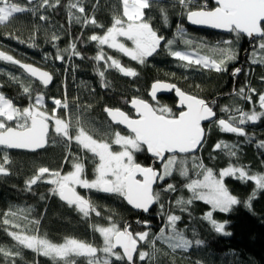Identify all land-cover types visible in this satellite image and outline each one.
<instances>
[{
	"label": "trees",
	"instance_id": "trees-1",
	"mask_svg": "<svg viewBox=\"0 0 264 264\" xmlns=\"http://www.w3.org/2000/svg\"><path fill=\"white\" fill-rule=\"evenodd\" d=\"M13 2L25 8L35 6L37 12L35 15L30 11L17 14L10 23L0 25V50L14 59L48 70L52 73L53 80L44 87L26 76L16 64L0 61V93L11 99L20 109L27 107L30 102L33 103L37 93H42L45 95V110L48 113H51L54 106L52 99H60L62 102L66 100L69 105L67 112L64 108H59L56 113L60 118L67 117L72 137H75L80 128H84L93 139L109 143L116 132L129 135L119 125L112 124L105 115V108H119L133 116L128 108V102L133 98L147 100L156 109L167 107L178 115L172 94L161 96L158 102H151L148 92L151 83L156 80L176 84L181 90L203 99L213 108L217 120L221 115L218 104H214L212 100L226 91V70L216 72L199 65L185 67L182 62L169 55L165 45L168 40H173L172 50H191L217 62L222 57L212 53L210 49L225 47L223 39L232 41L231 48L234 46L233 51L239 59L242 51L249 49L242 35L222 36L210 30L186 25L185 14L189 8L196 10L201 7V3L208 2V9H212L214 5L211 1L192 0L189 8H185L177 0H159V3L154 0L152 7L145 10V14L158 35L165 37L157 53L146 58L145 64L141 65L103 46L105 60L97 62L93 59L99 50L97 43L89 41L88 38L93 34L102 35L112 25L114 16L122 17L121 0H81L85 13H80L78 8L70 9V4L77 3V0H60L58 5L56 0H49L50 5L56 6L43 9L38 7L39 0H36L35 5L29 0ZM161 9L167 14L166 22ZM41 15L48 19L41 21ZM77 16L81 17L79 22L76 20ZM85 17L89 20L95 18L96 25H85ZM53 36H58L59 39L53 41ZM185 40H191L192 44L186 45ZM261 42L262 38L258 39L254 48L250 49V64L236 77L238 86L227 97L231 102H225L228 108H234L233 113H250V110L260 112L259 94L264 93V62H261L264 60V50L259 49ZM72 43L76 44V51L82 58L69 55V45ZM33 44L35 47L30 46ZM57 49L61 50L63 61L55 60ZM65 49L69 51L66 52ZM107 56L118 59L126 68L134 69L138 75L124 77L114 68L106 67V64L111 63ZM98 70L105 72L103 84ZM25 86H30L31 100L29 94L23 92ZM241 88L245 89L244 96L238 95ZM249 89H255V93L251 94V102L246 99L250 94ZM233 117L226 116L223 119L243 128L245 135L221 132L217 121L211 123L199 152L185 155L191 159L188 176L183 177L175 170L164 181H157L154 191L161 193L160 201L154 203L146 213L133 209L117 194L79 189V194L88 199L95 209L89 211L88 217H84L77 212L74 205L69 206L50 191L53 185L45 182L50 179L47 175L44 181H38L31 188L26 185V181L36 174L39 167H48L50 171H60L63 174L72 170L74 160L84 164V178L94 179V157L75 140L69 143L52 132L46 147L35 152L7 151L0 147V163H3L5 154L9 159V163L5 165L7 174H0V248L20 253L18 256L6 257L0 252V264H64L62 260L54 262L51 257H44L24 248L8 232L34 235L54 244L73 238L101 248L103 237L95 228L109 227L113 223L120 230L127 226L133 234L149 233L145 241H138V249L134 255L135 264H264V190H257L255 198L251 200V207L246 206L255 188L254 182L232 177L225 179L231 194L241 201L229 213L214 212V218L218 222H227L225 227L229 235L215 232L202 219L203 214L211 210L210 205L202 201H193L190 205L176 203L178 200L187 201L192 198V192L185 185L194 176L200 177L203 169L198 165L201 163L204 168H212L216 175L229 165L244 168L249 174H264V148L259 146L264 142V116L258 122L246 120L244 124L239 123L238 115ZM9 126L14 127V122H9ZM221 141L233 145L231 150L236 155L230 156L229 149L223 146L214 150V146ZM118 148L119 146L113 145V149ZM66 156L69 157L67 162ZM134 158L142 166L155 164L154 157L146 150L135 153ZM169 183L174 185V192L163 191ZM161 204L164 206L163 215ZM167 214L181 216L176 225L177 230L193 241L187 250H174L165 241L156 239L160 229L167 228ZM6 219L9 221L7 224L4 223ZM168 234L166 231L165 235ZM197 239L203 243L196 245ZM140 252L148 253L144 261L140 260ZM98 256L103 258L102 253H98ZM110 260L111 264H128L126 260L118 261L115 257ZM70 264H88V258L74 257Z\"/></svg>",
	"mask_w": 264,
	"mask_h": 264
},
{
	"label": "snow or ice",
	"instance_id": "snow-or-ice-1",
	"mask_svg": "<svg viewBox=\"0 0 264 264\" xmlns=\"http://www.w3.org/2000/svg\"><path fill=\"white\" fill-rule=\"evenodd\" d=\"M35 5L36 0H29ZM60 0H56L58 5ZM123 6L122 17L114 16L110 27L103 35L93 34L88 40L96 42L98 51L93 58L95 61H104L105 53L103 46L114 49L124 56L129 57L132 61H136L143 65L146 58L152 57L157 53L161 42L165 37L158 35L148 22L145 10L152 7L154 0H121ZM159 3V0H155ZM177 2L189 8L192 0H177ZM216 7L208 9L205 2L196 10H189L186 13L187 20L193 25L208 26L213 29H220L230 33H234L237 37L242 34L248 37H253L254 34L262 38L259 44V49L264 50V0H215ZM50 5L49 0H42L38 5L39 8L55 7ZM79 5V7H78ZM70 9H77L80 13H85V8L82 6L81 0L77 3L70 4ZM30 11L33 15L37 12V7L25 8L20 6L13 0H0V25L10 23L17 14ZM164 15L165 22L167 14L164 9H161ZM47 16L41 15L40 20L46 21ZM77 22L81 17H76ZM85 25H96L95 18L83 19ZM99 27H103L99 25ZM123 38V39H120ZM58 36H53V41L58 40ZM124 41H130L132 47H128ZM173 40H168L165 47L169 50V55L179 61H186L185 67L191 64L201 65L206 69H214L216 72L226 70L227 61L235 60L236 53L231 48L232 41H224L225 47L211 48L212 53L218 54L222 59L217 62L209 56H200L193 59L191 53H186L179 50H172ZM186 45H191V40H185ZM35 47V45H30ZM70 56L81 57V54L76 51V44L69 45ZM65 49L64 51H69ZM82 58V57H81ZM64 56L61 50L57 49L55 60L63 61ZM110 64L105 66L114 68L121 74L127 77H135L138 73L132 68H126L121 65L118 59L107 56ZM0 61L11 62L19 65L31 77H35L39 82L47 87L53 80V76L37 67L30 64H22L15 60L11 55L0 52ZM256 61L254 60L253 63ZM261 62H264L262 60ZM241 72L240 68L233 71V77ZM98 75L104 82L105 72L98 70ZM15 79V77L13 78ZM106 87L107 85L104 84ZM175 90L176 96L179 98V106L184 110L179 111L176 115L171 109L163 107L156 109L144 100L133 98L131 106L135 109L138 118H130L124 111L119 108H105L111 120L119 125H124L129 135H122L116 132L111 142L97 141L92 136L88 135L84 128H80L72 137L69 132V124L64 120L56 118L55 113L59 108L67 109L68 102L63 103L60 99H52L55 105L52 109V115H49L44 109L45 95L37 93L34 97V103L22 110L16 107L13 101L6 98L3 93H0V146L8 149H27L37 150L46 146L50 134L54 131L56 136L65 138L67 142L75 140V142L87 152H90L94 157V176L92 180L84 178V164L78 160L72 163V171L62 174L60 171H50L48 167H39L36 174L26 181V185L31 188L38 181H44L47 175L50 179L45 182L53 185L50 191L59 197L61 201H65L69 206L75 205L76 209L83 214L84 217L89 216V211H95L88 199L81 196L77 187L86 190H96L105 194H117L128 205L134 209L148 212L150 206L160 201L161 193L154 191V184L157 181H164L165 177L171 176L173 165L180 166V175L187 176L188 171L183 167L185 161L183 158L178 159V154L187 155L197 150L202 146L205 138V130L202 127V121L215 119V112L203 99H199L192 95H187L180 88L173 84L154 82L151 85L150 95L153 99L156 98L158 91ZM23 92L29 94L31 100L30 86L23 87ZM249 95L246 99L252 101V93L255 89H249ZM245 89L241 88L238 95L244 96ZM259 106L264 110V93L259 94ZM226 109H222L225 111ZM261 116H264V111L257 112L253 110L251 114L240 111L239 123L244 124L247 121L258 122ZM233 119H235L233 117ZM9 122H14L15 126H9ZM54 124V128L52 125ZM217 124L221 132L234 133L237 135H245L243 128L234 126L233 123L225 119H219ZM113 145L119 146L118 151L113 150ZM229 149L228 154L235 156L236 153L231 149L233 145L224 144L223 141L214 146V150L221 147ZM264 148V142L259 145ZM146 150L152 157L158 159L163 165V173H159L152 166H142L137 163L134 154ZM69 157H65L67 162ZM9 163L8 156L5 154L3 163H0V174H7L5 165ZM202 172V179H192L185 187L192 192V198L184 201L178 200V205H190L193 201H202L211 206V210L206 211L202 219L210 224L215 232L229 235L225 231V222H218L214 218V212L229 213L234 206L241 201L237 196L231 194L225 184V179L232 177L241 181L254 182L255 188L246 206L251 207V200L255 198L257 190H264V174H249L244 168H236L231 165L221 169L218 176L214 174L212 168H204L201 163L198 165ZM238 174V175H237ZM164 192H174L175 187L169 183L163 189ZM41 199H44L41 196ZM163 204H161V214L163 215ZM15 215V213H10ZM99 215V213H97ZM167 228H161L156 239L163 240L169 244L171 248L187 250L193 241L185 238L183 232L177 230V222L181 220L180 215L167 214ZM5 224L9 223L6 219ZM37 223H39L37 221ZM148 226L147 222H144ZM95 231L99 232L103 237V247H93L91 244L77 239H66L62 244L50 243L47 239L38 238L36 236L23 235L16 232H8V235L19 245L24 248L31 249L34 252L51 257L54 262L63 261L64 264H70V260L74 257H87L88 264H111V257L116 260L127 259L128 264H135L134 254L137 251L138 241H145L148 237V232L133 234L126 226L120 230L113 223L109 227H96ZM168 231L169 234L165 235ZM203 242L199 239L195 240L196 245H201ZM117 247L122 248L123 252L116 251ZM0 252L4 255L13 256L20 255L19 252L12 253L0 248ZM98 253L103 254V258H99ZM148 256L146 252H140L139 257L144 261Z\"/></svg>",
	"mask_w": 264,
	"mask_h": 264
},
{
	"label": "flooded vegetation",
	"instance_id": "flooded-vegetation-1",
	"mask_svg": "<svg viewBox=\"0 0 264 264\" xmlns=\"http://www.w3.org/2000/svg\"><path fill=\"white\" fill-rule=\"evenodd\" d=\"M211 31V30H210ZM214 32V31H213ZM217 33V32H216ZM220 35H222V36H230V35H235L234 33H227V34H222V33H219ZM242 36H244L245 37V39H246V42H247V44H248V51H246V50H243L242 51V53L240 54L241 55V59H239V57H237L235 60H231V61H227L226 62V65H225V68H226V72L228 73V76H227V80H226V86H225V89H226V91H225V93H221V94H219V99L218 98H216V99H213L212 101H213V103L214 104H218V109H219V112H220V115H221V117L219 118V119H223V117L225 118L226 116H228V117H233V116H240V113H233V111H234V108H228L225 104L227 103V102H231L230 100H229V98H227L229 95H231V94H233V92H235V89H236V87L238 86L237 85V79H236V77L241 73V72H243V70H245V67L246 66H249V64H250V55H249V52H250V49H253L254 48V46H255V41H257L258 39H261V38H257V39H254L253 41H250L249 39H248V37H247V35H244V34H242ZM225 40H227V39H223V42L225 41ZM251 44H253V47H251ZM232 45V44H231ZM232 49L234 50V46H232ZM238 62H239V64H238ZM237 68H240L241 69V72L237 75V76H235V77H233V75H232V73H233V71L235 70V69H237ZM233 69V70H232ZM116 70V69H115ZM232 70V71H231ZM116 72H118L117 70H116ZM230 72H232V73H230ZM51 73V72H50ZM120 73V72H119ZM122 76V75H121ZM185 92V91H184ZM187 93V92H186ZM238 93V92H237ZM170 94H172L173 95V92H171ZM168 95V94H167ZM192 95V94H191ZM161 96H166V95H160V96H158L154 101L151 99V102H158L159 101V99L161 98ZM195 96V95H194ZM175 98V97H174ZM144 100V99H143ZM175 100H176V98H175ZM174 100V101H175ZM147 101V100H146ZM148 102V101H147ZM226 102V103H225ZM150 103V102H149ZM175 103H176V101H175ZM177 107V106H176ZM129 108V107H128ZM242 108V107H241ZM130 109V108H129ZM178 110L177 111H180V110H182L183 108H181V109H179V108H177ZM222 109H226L225 111H222ZM243 109V108H242ZM131 110V109H130ZM132 112H133V110H131ZM125 112V111H124ZM179 113V112H178ZM133 116H134V113H133ZM133 116H130V117H133ZM218 118H217V120H216V116H215V121H218L219 120ZM214 122V121H213ZM212 122V123H213ZM211 124V123H210ZM209 124V125H210ZM208 125V126H209ZM208 126H207V128H208ZM234 126H236V125H234ZM207 130V129H206ZM154 162H155V158H154ZM156 164V163H155ZM154 164V167L155 168H157L159 171H160V169L158 168L159 166H160V164H156L155 165ZM78 193H79V191H78Z\"/></svg>",
	"mask_w": 264,
	"mask_h": 264
},
{
	"label": "water",
	"instance_id": "water-1",
	"mask_svg": "<svg viewBox=\"0 0 264 264\" xmlns=\"http://www.w3.org/2000/svg\"><path fill=\"white\" fill-rule=\"evenodd\" d=\"M208 1H211L212 2V4L214 5V7H216V4H215V0H208ZM213 7V8H214ZM186 15V14H185ZM185 22H186V25L187 26H189V27H192V28H196V29H205V30H211V31H214V32H217V33H222V34H227V33H230V32H227V31H224V30H220V29H213V28H211V27H208V26H200V25H193V24H191L188 20H187V16H185ZM248 37V36H247ZM257 38H261L260 36H258V35H255L254 34V36L253 37H248V39L250 40V41H253L254 39H257ZM163 42V41H162ZM161 42V43H162ZM251 47H253V44H251ZM0 52H3V51H1L0 50ZM5 53V52H4ZM6 54V53H5ZM8 55V54H7ZM15 60H17V59H15ZM18 61H20V60H18ZM22 64H30V65H32V66H34V67H37V68H39V69H41V70H43V71H47V72H49L48 70H45V69H43V68H41V67H39V66H37V65H35V64H33V63H29V62H23V61H20ZM121 65L122 66H124L122 63H121ZM16 66H18L19 68H20V66L19 65H16ZM125 67V66H124ZM25 74H26V76H28V77H30L31 79H33V80H35V81H37V82H39V80L37 79V78H35V77H31V75L29 74V73H26L22 68H20ZM50 73V72H49ZM50 74H52V73H50ZM121 74V73H120ZM122 76H124L123 74H121ZM53 76V75H52ZM124 77H127V76H124ZM157 81H159V82H163V83H168V84H173V83H170V82H167V81H162V80H156V81H154V82H157ZM52 82V81H51ZM51 82H50V84H51ZM154 82H152L151 83V85L154 83ZM40 83V82H39ZM49 84V85H50ZM173 85H175L176 87H178L176 84H173ZM179 88V87H178ZM150 91H151V86H150V89H149V92H148V95H149V97L154 101L158 96H160V95H167V94H170L171 92H173V96L176 98V106H177V108H179V109H181V107L179 106V98L176 96V94H175V90L173 89V90H161V91H158V93H157V96H156V98L155 99H153L152 97H151V95L149 94L150 93ZM183 91V90H182ZM185 93H186V91H185ZM187 95H191V94H189V93H186ZM192 96H194V95H192ZM195 97H197V96H195ZM197 98H199V97H197ZM137 99H140V98H137ZM200 99V98H199ZM141 100H143V99H141ZM131 101H132V99H131ZM131 101L130 102H128V107L131 109V110H133V113H134V116L133 117H130V118H133V119H135V118H138L137 117V115H136V112H135V109L131 106ZM145 102H147L146 100H144ZM147 103H149V102H147ZM150 104V103H149ZM151 105V104H150ZM152 106V105H151ZM153 107V106H152ZM258 108L261 110V111H264V110H262L261 108H260V106H259V104H258ZM112 109H116V108H112ZM121 110V109H120ZM182 110H184V109H182ZM181 111V110H180ZM106 112V111H105ZM126 113V112H125ZM179 114V113H178ZM105 115H107V117H108V119L112 122V124H114V125H119V124H116L115 122H113L112 120H111V117H109L108 116V114H107V112H106V114ZM128 115V114H127ZM213 121H215L214 119H210V120H208V121H202L201 123H202V127L204 128V130H205V138H206V134H207V126L210 124V123H212ZM123 130H125V131H127V132H129L128 131V129L124 126V125H119ZM205 138L203 139V141L205 140ZM47 145V144H46ZM1 148H4V149H7V151L8 150H21V151H27V152H35V151H38V150H40V149H37V150H35V151H33V150H27V149H8V148H6V147H4V146H0ZM46 147V146H45ZM45 147H43V148H45ZM201 147V146H200ZM200 147H198V149L197 150H195V151H193L192 153H189V154H195L196 152H199V150H200ZM43 148H41V149H43ZM179 155H184V154H179ZM188 155V154H187ZM155 163L158 165V164H161V162L158 160V159H155ZM149 166H152V167H154V164L152 163L151 165H149ZM155 168V167H154ZM159 173H160V171L157 169V168H155ZM154 186H155V184H154ZM63 202H65V201H63ZM153 205H151L150 207H152ZM132 207V206H131ZM134 209V208H133ZM137 210V209H136ZM140 213H144L142 210H138ZM124 229V228H123ZM123 229H121V230H123ZM130 231V230H129ZM137 249H138V244H137ZM116 250H118L120 253H122L123 252V249L122 248H119V247H117V249ZM135 255V254H134ZM124 260H126L127 261V259L125 258Z\"/></svg>",
	"mask_w": 264,
	"mask_h": 264
},
{
	"label": "rangeland",
	"instance_id": "rangeland-1",
	"mask_svg": "<svg viewBox=\"0 0 264 264\" xmlns=\"http://www.w3.org/2000/svg\"><path fill=\"white\" fill-rule=\"evenodd\" d=\"M38 3H42V0H39V2ZM23 7V6H22ZM123 8V7H122ZM103 35V34H102ZM120 39H123V38H120ZM125 43H126V45L128 46V47H132V44H131V42L130 41H124ZM114 50V49H113ZM114 51H116V50H114ZM117 53H120V52H118V51H116ZM183 52H186V53H191L192 55H193V59H196V58H199L200 56H203V55H201V54H199V53H196V52H194V51H191V50H186V51H183ZM120 54H122V53H120ZM180 62H182L184 65L185 64H187V62L186 61H180ZM191 65H194L195 66V64H191ZM199 66H201V65H199ZM201 67H203V66H201ZM52 102V101H51ZM64 102V101H63ZM62 102V103H63ZM34 103V102H33ZM258 104H259V99H258ZM54 105V104H53ZM53 107H55V105L53 106ZM25 108V107H24ZM62 108V107H61ZM23 109V108H22ZM21 109V110H22ZM65 109V108H64ZM42 110H45V105H44V109H42ZM260 110V109H259ZM253 110H250V113L249 114H251V112H252ZM65 112H67V109H65ZM258 112V111H257ZM260 112H261V110H260ZM49 115H52L53 113H52V111H51V113L49 112L48 113ZM67 115V114H66ZM55 116H56V118H59V119H62V120H64L66 123H68V119H67V117L65 116V119H63V118H60V117H58L57 116V113H55ZM52 127L54 128V124L52 125ZM54 132V131H53ZM122 135H123V133H121ZM124 135H127V134H124ZM114 151H118V150H120L119 148L118 149H113ZM179 158H183L184 159V161H185V163H184V165H183V167L184 168H186L187 169V171H188V173H189V169H190V166H189V163H190V161H191V159L189 158V157H186L185 155H179L178 154V159ZM232 166V165H231ZM173 167V171H175V170H177L178 171V173H179V175H180V166H178V165H173L172 166ZM233 167H235V166H233ZM236 168H239V167H236ZM72 170H73V168H72ZM71 170V171H72ZM163 171H164V169H163V165L162 164H160V173L162 174L163 173ZM67 173V172H66ZM66 173H63V174H66ZM238 175V174H237ZM188 176V175H187ZM217 176H218V174H217ZM183 177H186V176H183ZM95 178V177H94ZM203 178V176H202V173H201V175H200V177H199V175L198 176H194L192 179H202ZM192 179H190V182H191V180ZM190 182H188V183H190ZM79 189H82V188H79V187H77V191H79ZM81 195V194H80ZM74 207H75V205H74ZM75 209H76V207H75ZM77 210V209H76ZM77 212H79L78 210H77ZM82 214V213H81ZM83 215V214H82ZM225 231L226 232H228L227 231V229H226V227H225ZM17 233V232H16ZM20 234H22V233H20ZM23 235H26V234H23ZM29 236H34V235H29ZM67 239H73V238H67ZM66 240V239H65ZM65 240H64V242H65ZM63 242V243H64ZM51 243V242H50ZM54 244V243H53ZM60 244H62V243H60ZM93 247H95L94 245H92ZM102 247H103V245H102ZM101 247V248H102Z\"/></svg>",
	"mask_w": 264,
	"mask_h": 264
},
{
	"label": "built area",
	"instance_id": "built-area-1",
	"mask_svg": "<svg viewBox=\"0 0 264 264\" xmlns=\"http://www.w3.org/2000/svg\"><path fill=\"white\" fill-rule=\"evenodd\" d=\"M206 3H207V2H206ZM201 4H202V5H204V4H205V2H203V3H201ZM202 5H201V6H202ZM207 7H208V3H207ZM53 187H54V186H53Z\"/></svg>",
	"mask_w": 264,
	"mask_h": 264
}]
</instances>
